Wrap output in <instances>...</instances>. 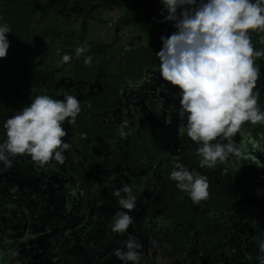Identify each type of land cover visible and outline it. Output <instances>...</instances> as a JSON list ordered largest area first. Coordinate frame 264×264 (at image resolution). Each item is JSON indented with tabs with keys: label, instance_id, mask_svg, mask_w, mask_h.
<instances>
[{
	"label": "rangeland",
	"instance_id": "rangeland-1",
	"mask_svg": "<svg viewBox=\"0 0 264 264\" xmlns=\"http://www.w3.org/2000/svg\"><path fill=\"white\" fill-rule=\"evenodd\" d=\"M31 1L28 64L19 74L0 66V122L41 93L63 98L68 90L82 110L74 125L64 124L72 146L62 165L40 167L24 156L10 169L0 164V264H122L113 250L127 234L110 224L119 207L112 193L123 184L137 196L128 231L142 244L139 264H258L264 167L250 157L199 168L173 109L179 86L149 71L159 65L161 34L175 31L173 22H160V0ZM250 32L254 47L264 48V32ZM85 44L105 73L75 79V56L61 63L62 55ZM257 63L264 109V59ZM129 80L144 82L129 89ZM122 119L129 120L126 138L118 134ZM245 132L264 136V126ZM252 155L264 161V152ZM176 159L207 176L209 197L200 205L169 179ZM175 199L180 213L167 216L165 204ZM172 235L179 245L167 241Z\"/></svg>",
	"mask_w": 264,
	"mask_h": 264
},
{
	"label": "clouds",
	"instance_id": "clouds-1",
	"mask_svg": "<svg viewBox=\"0 0 264 264\" xmlns=\"http://www.w3.org/2000/svg\"><path fill=\"white\" fill-rule=\"evenodd\" d=\"M160 22H173L170 35L161 34V49L156 52L159 65L150 72L159 73L164 82L179 86V107L173 105L183 122L184 135L196 145L199 168H215L229 159L252 157L258 167L264 161L254 153L264 152V136L253 138L245 129L264 126V109L259 104L261 66L264 48H255L251 31L264 32V0H160ZM2 19V17H0ZM12 32L7 23H0V58L8 54ZM260 42L264 44V36ZM87 45L74 53L62 55L61 63L88 52ZM90 65L92 56L84 58ZM143 80L128 81L129 89H138ZM61 96L47 93L31 95V103L0 122V164L14 166L20 157H28L35 165L50 162L63 164L65 151L71 148L64 124L74 125L81 113V100L68 90ZM171 122V115L166 117ZM129 120L122 119L118 134L130 135ZM239 134V141L236 136ZM169 179L187 194L193 205L209 197L206 175L189 168L179 159L172 162ZM237 169L236 171H238ZM118 208L112 216L111 231L127 234L122 247L113 255L122 264H139L141 242L129 231L134 223L132 211L137 206L133 188L123 184L113 190ZM155 245V241L152 242ZM258 264H264V238L257 241Z\"/></svg>",
	"mask_w": 264,
	"mask_h": 264
},
{
	"label": "trees",
	"instance_id": "trees-1",
	"mask_svg": "<svg viewBox=\"0 0 264 264\" xmlns=\"http://www.w3.org/2000/svg\"><path fill=\"white\" fill-rule=\"evenodd\" d=\"M0 23H7L12 32L7 33L10 41L8 54L4 58H0V66L6 69L13 70L15 73H21V69L28 63L25 58L28 50V41L31 37V20H32V1L31 0H5L3 6L0 8ZM34 34V33H33ZM59 34V32H57ZM87 56L83 54L81 57H75L73 61V71L75 72V79L77 78H91L95 74L103 75L105 70L102 66L94 68V58L90 65L84 64V58ZM94 72L95 74H93ZM102 78V77H101ZM3 95H7L3 93ZM170 187V184H169ZM176 203L168 202L165 207L168 208L167 216H170L176 209L177 212L181 209V203L175 199ZM178 203V204H177ZM171 244L179 245V241L175 236H169L167 239Z\"/></svg>",
	"mask_w": 264,
	"mask_h": 264
}]
</instances>
